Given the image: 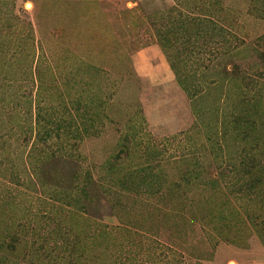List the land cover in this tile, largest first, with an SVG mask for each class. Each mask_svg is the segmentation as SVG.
<instances>
[{"label":"rangeland","instance_id":"1","mask_svg":"<svg viewBox=\"0 0 264 264\" xmlns=\"http://www.w3.org/2000/svg\"><path fill=\"white\" fill-rule=\"evenodd\" d=\"M233 262L264 264V0H0V264Z\"/></svg>","mask_w":264,"mask_h":264},{"label":"trees","instance_id":"2","mask_svg":"<svg viewBox=\"0 0 264 264\" xmlns=\"http://www.w3.org/2000/svg\"><path fill=\"white\" fill-rule=\"evenodd\" d=\"M172 9H175L174 7ZM171 9L170 11V14L169 16L171 15L172 16V13H173V10ZM194 23H197V22H192V20H186L184 21L183 23L181 24H175L173 22V20H169L168 24H166V35H161L160 32L157 33V36H156V40L157 42L161 45V46H164L163 44L164 43H167L168 45V48H172L175 46V41L177 40V38L175 37V31L177 30V27L178 29H181L182 31L184 32H188L189 29L191 28V26L194 24ZM156 28H157V24L156 23H152ZM195 25V24H194ZM196 26L198 27H201L200 24H196ZM164 34V33H163ZM193 35L189 36V37H192ZM195 40H197V43L202 45V43L206 42V40H203L202 39V36H201V31L200 29L198 28V35L195 37ZM186 44H191V39H187L185 41V45ZM167 56L169 58V60L171 61L172 63V67L174 68L175 72H176V75H177V78H178V81L182 87V89L185 91V93L191 97V98H196L198 97V95H201L203 93V89L199 88V87H193V88H190V76H188V74H184V75H181L180 73V69L178 67V62H179V57L173 55V54H170V53H167ZM179 59V60H178ZM181 61V60H180ZM243 128V126H242ZM240 130V129H239ZM238 135L241 136V137H249V132L247 131H243L242 129L240 130V132H238ZM252 160V159H251ZM250 160V161H251ZM244 160H242L243 162ZM253 162H257V158L254 156L253 157ZM240 164H237L233 170H231V175L233 176L234 175V178H236V182L233 183V186H238L239 183H240V180H241V175H240V170L238 169V167ZM198 165H195L193 167H191L190 169H188L187 171H185V173L182 175V178L183 180H179V181H185V185L183 183H179L177 182V187H178V191L180 192H186L187 190H190V191H193L195 189H207L208 190H212L213 193L212 195L215 197L217 196V200L218 202H215V208H217L218 204L220 205V207L223 206V204H226L225 203V190H224V185L222 184V181L220 180V178L222 176H224V174H226V171L225 169L221 168V169H218L217 171H212V173H210L209 175V178L207 180H203L202 179V173L200 172L201 168L197 167ZM259 167V165L257 163H252L250 168H254V170H256L257 168ZM154 174V173H152ZM246 174L250 176V179L249 181H247V183H254V182H262L261 178H257L258 175H256V173H254L252 171V173L250 174V171H247ZM244 176V174H242ZM237 177H238V180H237ZM181 179V178H180ZM247 185V184H246ZM244 185V187L246 186ZM255 185H251L250 186V191H248L249 193L252 192V193H256L255 191V188L254 187ZM185 187V188H184ZM164 190L168 191L167 187H165V185H159V191L160 192H164ZM252 190V191H251ZM165 193V194H166ZM258 194V192H257ZM212 196V197H213ZM209 204L211 203V201H207Z\"/></svg>","mask_w":264,"mask_h":264},{"label":"bare ground","instance_id":"3","mask_svg":"<svg viewBox=\"0 0 264 264\" xmlns=\"http://www.w3.org/2000/svg\"><path fill=\"white\" fill-rule=\"evenodd\" d=\"M233 264H235V263L233 262Z\"/></svg>","mask_w":264,"mask_h":264},{"label":"water","instance_id":"4","mask_svg":"<svg viewBox=\"0 0 264 264\" xmlns=\"http://www.w3.org/2000/svg\"><path fill=\"white\" fill-rule=\"evenodd\" d=\"M233 264V263H232Z\"/></svg>","mask_w":264,"mask_h":264}]
</instances>
